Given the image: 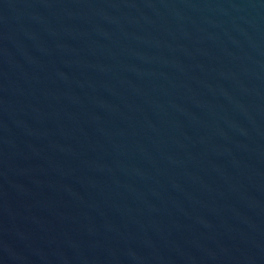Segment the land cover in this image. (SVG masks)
<instances>
[{"label": "water", "instance_id": "95a60500", "mask_svg": "<svg viewBox=\"0 0 264 264\" xmlns=\"http://www.w3.org/2000/svg\"><path fill=\"white\" fill-rule=\"evenodd\" d=\"M0 264H264V0H0Z\"/></svg>", "mask_w": 264, "mask_h": 264}]
</instances>
